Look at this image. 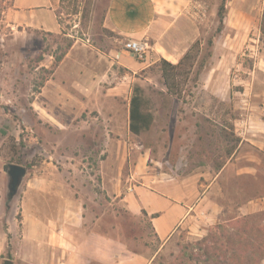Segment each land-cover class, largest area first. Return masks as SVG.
I'll list each match as a JSON object with an SVG mask.
<instances>
[{
	"label": "rangeland",
	"instance_id": "rangeland-1",
	"mask_svg": "<svg viewBox=\"0 0 264 264\" xmlns=\"http://www.w3.org/2000/svg\"><path fill=\"white\" fill-rule=\"evenodd\" d=\"M10 1L0 0V204L7 200L3 166L25 167L10 200L17 222L29 193L43 186L48 196L35 198L38 205L55 204L56 195L83 199L113 231L142 236L151 254L160 246L154 264L190 262L196 243L211 232L212 260L239 249L238 232L244 245L246 239L264 244V149L244 141L234 163L240 172L227 170L217 179L222 211L201 233L179 230L163 245L145 218L133 219L122 206L128 188L143 177L168 180L176 160L187 159L189 172L213 160L217 171L242 137L264 142V0H224L220 27L222 0H190L185 13L200 48L189 78L179 79L180 98L167 93L148 41L146 59L137 61L124 51L125 39L105 26L109 0H56L55 31L10 26L4 13ZM122 56L130 58L129 67L118 64ZM133 87L153 117L139 135L128 129ZM214 176L198 175L201 183ZM247 217L253 218L248 228L231 225ZM243 249L229 264H242ZM5 260L10 256L0 264Z\"/></svg>",
	"mask_w": 264,
	"mask_h": 264
},
{
	"label": "crops",
	"instance_id": "crops-1",
	"mask_svg": "<svg viewBox=\"0 0 264 264\" xmlns=\"http://www.w3.org/2000/svg\"><path fill=\"white\" fill-rule=\"evenodd\" d=\"M189 3L190 0H109L105 26L125 41H148L151 60L163 59L174 65L198 34L185 13ZM55 7L56 0H11L4 13L10 26L55 31ZM118 64L129 67L130 58L122 56ZM245 130L249 131L247 126ZM173 135L175 140L176 133ZM243 141L264 149V142L242 137L217 171L213 160L206 169L193 166L191 172L187 170V159L176 160L168 180L143 177L142 182L128 188L122 206L133 219L145 218L148 231L163 245L179 230H186L188 235L201 233V226L214 223L222 211L217 179L227 170L240 172L234 163ZM211 172L215 176L201 183L198 175ZM32 190L29 194L33 197L21 206L19 222L14 204L9 202L7 210L5 204H0V261L10 256L12 264H150L159 251L160 246L154 254L145 250L140 235L113 231L110 224L102 222L104 215L85 208L83 199L56 195L55 204L45 200L38 205L35 200L47 198L49 189L40 186Z\"/></svg>",
	"mask_w": 264,
	"mask_h": 264
},
{
	"label": "trees",
	"instance_id": "trees-1",
	"mask_svg": "<svg viewBox=\"0 0 264 264\" xmlns=\"http://www.w3.org/2000/svg\"><path fill=\"white\" fill-rule=\"evenodd\" d=\"M224 15L225 1L222 0L217 11L219 27L222 26ZM260 33L264 34V13L261 19ZM199 48L198 41H195L184 54V56L179 60V62L174 65L163 59L159 60L158 67L160 69L163 83L168 94L180 98L182 87L179 85V79L182 78L183 80H186L189 78L197 58ZM143 104L144 100L142 98L140 89L138 87H133L131 96L129 98L128 129L134 135H138L143 131H147L153 122V117L151 114L143 110ZM9 202L10 200L8 199L5 201L6 208H8ZM252 219V217L239 219L234 223L232 222L231 225L237 227L244 226L248 228ZM221 228V225H215L214 227L216 230H221ZM221 235H224L223 230H221ZM208 236L209 237H207L206 240L209 241L206 242V240H201L196 243V253H191L189 256L190 262H184V264H196L195 262L198 264H211L213 261L214 264H229L230 260L237 257L235 252L239 253L242 248L244 249L242 253L239 254V259L242 264H258L264 260V244L255 245L251 240L246 239V245H244L242 241L246 237L243 232H238L235 237V241H237L238 245L240 246L238 250H235V252L226 251L221 258L215 257L212 260L211 256H215L214 251L216 249V237L212 232L209 233ZM154 262L155 259L151 262V264H154Z\"/></svg>",
	"mask_w": 264,
	"mask_h": 264
},
{
	"label": "water",
	"instance_id": "water-1",
	"mask_svg": "<svg viewBox=\"0 0 264 264\" xmlns=\"http://www.w3.org/2000/svg\"><path fill=\"white\" fill-rule=\"evenodd\" d=\"M2 170L8 179L6 198L11 200L17 194V191L26 176V168L16 164H7L3 166ZM3 264L12 263L9 260H5Z\"/></svg>",
	"mask_w": 264,
	"mask_h": 264
},
{
	"label": "built area",
	"instance_id": "built-area-1",
	"mask_svg": "<svg viewBox=\"0 0 264 264\" xmlns=\"http://www.w3.org/2000/svg\"><path fill=\"white\" fill-rule=\"evenodd\" d=\"M123 48L137 61H144L149 51V45L143 40H127Z\"/></svg>",
	"mask_w": 264,
	"mask_h": 264
}]
</instances>
